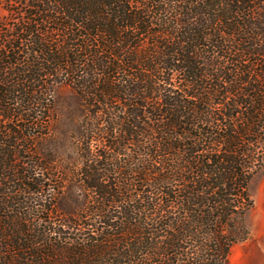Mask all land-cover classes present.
Here are the masks:
<instances>
[{
  "label": "trees",
  "instance_id": "1",
  "mask_svg": "<svg viewBox=\"0 0 264 264\" xmlns=\"http://www.w3.org/2000/svg\"><path fill=\"white\" fill-rule=\"evenodd\" d=\"M263 166L264 0H0V264H226Z\"/></svg>",
  "mask_w": 264,
  "mask_h": 264
},
{
  "label": "rangeland",
  "instance_id": "2",
  "mask_svg": "<svg viewBox=\"0 0 264 264\" xmlns=\"http://www.w3.org/2000/svg\"><path fill=\"white\" fill-rule=\"evenodd\" d=\"M55 96L52 129L41 138L38 149L58 163L62 172L80 159L85 116L78 95L69 85L59 86ZM249 191L253 207L245 215L248 236L232 247L226 264H264V166L252 178Z\"/></svg>",
  "mask_w": 264,
  "mask_h": 264
}]
</instances>
